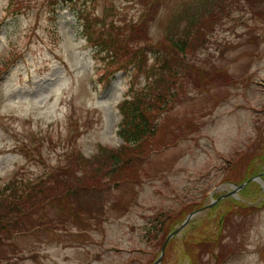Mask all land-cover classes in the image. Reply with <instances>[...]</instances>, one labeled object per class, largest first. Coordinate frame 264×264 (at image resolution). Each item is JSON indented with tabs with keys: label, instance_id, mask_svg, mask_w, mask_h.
Instances as JSON below:
<instances>
[{
	"label": "rangeland",
	"instance_id": "rangeland-1",
	"mask_svg": "<svg viewBox=\"0 0 264 264\" xmlns=\"http://www.w3.org/2000/svg\"><path fill=\"white\" fill-rule=\"evenodd\" d=\"M85 1L20 0L15 10L10 0H0V186L15 170L45 174L71 147L92 157L100 146L119 149L124 143L118 104L146 88L147 77L117 70L101 79L103 62L77 18V5ZM91 5L103 16L110 7L139 20L148 13L144 34L150 30L154 41L180 35L187 19L200 13L208 17L219 7L222 14L210 15L207 37L195 31L196 44L189 42L188 61L204 69L200 80L195 73L186 94L158 115L157 125L174 134L155 141L136 174L123 172L140 184L101 193V225L86 229L65 211L50 219L62 224H49V232L13 237L15 246L1 263L152 264L165 240L146 236L155 217L175 215L166 222L170 232L187 209H199L168 240L158 264H264V18L252 16L246 2L228 13L220 0ZM214 68L225 71L226 79H204L203 72ZM28 140L40 143L42 163L19 149Z\"/></svg>",
	"mask_w": 264,
	"mask_h": 264
},
{
	"label": "trees",
	"instance_id": "trees-1",
	"mask_svg": "<svg viewBox=\"0 0 264 264\" xmlns=\"http://www.w3.org/2000/svg\"><path fill=\"white\" fill-rule=\"evenodd\" d=\"M220 2L228 13L231 7L243 9L246 2L249 6L247 10L252 12V16L264 18V0ZM23 3L20 0H10V6L15 10H19V5ZM78 8L83 35L103 62L100 67L101 79H107L117 70L131 67L132 74L147 77V87L137 95L134 92L128 93L127 98L118 104L121 114L118 131L124 142L119 149L102 147L97 154L86 157L79 148L71 147L64 152V164L62 162L51 167L45 174L34 177L27 176L21 170H15L0 186V264H4L1 262L9 256H6V252L15 246L11 241L13 237L18 239L20 234L30 231L49 232V224H62L56 219H50L65 211H70L75 221L86 229L92 225H101V193L104 190H120L125 186L130 191L140 184V178L129 182L128 176L123 172L129 169L136 174L144 160L155 150V141L165 142L170 133L174 134L165 126L162 130L161 126L157 125L158 115L167 114L172 103L186 94V86L190 79H195V73L198 75L196 80H200V72L204 69L196 67L191 58L188 61L189 42L196 44L195 31L199 33L200 39L207 37L205 29L211 28L210 15L222 14L219 7L211 11L208 17L206 13H200L191 21H188L190 18L187 19L189 26L185 23L180 35L171 34L154 41L150 30L144 34L147 28L144 21L148 13L141 15L139 20L126 17L117 8L110 7L104 16L97 13L93 5L83 3ZM201 16L206 18L197 20ZM221 19L222 17L212 25L213 30ZM147 39L148 43L142 45L141 42ZM203 73L204 79L210 80L226 79L227 76V73L219 68H214L213 71L205 70ZM74 129L78 130V126ZM74 134L71 132L69 137ZM19 149L25 157L33 161H44L39 142L30 144L29 140L24 141ZM157 149L160 152L166 148L162 146ZM249 179L250 177L246 180ZM128 204L124 214L128 211ZM187 211L189 212L188 209ZM172 215H157V220L148 228L146 236L152 232L155 240L163 235L164 240L169 233L166 222L177 218Z\"/></svg>",
	"mask_w": 264,
	"mask_h": 264
},
{
	"label": "water",
	"instance_id": "water-1",
	"mask_svg": "<svg viewBox=\"0 0 264 264\" xmlns=\"http://www.w3.org/2000/svg\"><path fill=\"white\" fill-rule=\"evenodd\" d=\"M251 179H254V177L251 178ZM244 184H245V183L240 184L239 186H237L236 189L242 188V186H243ZM236 189H233V191L236 190ZM233 191H231V192H233ZM229 194H230V193H229ZM198 210H199V209H198ZM198 210L188 213V215L186 216V218L183 220L182 224H180V225L177 226L175 229H173L170 233H168V235L166 236V238H165V240H164V242H163V244H162V246H161V255H162L163 252H164V248H165V246H166L168 240H169L172 236H174V235H175V234H176V233H177L182 227H184L186 221H188V220H189V219H190L195 213H197ZM161 255H160V256H161ZM160 256H159L158 259H156L152 264H158V263L160 262V260H161V257H160Z\"/></svg>",
	"mask_w": 264,
	"mask_h": 264
}]
</instances>
